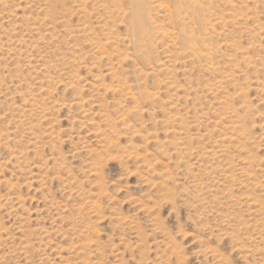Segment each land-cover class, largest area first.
Masks as SVG:
<instances>
[{
  "label": "rangeland",
  "instance_id": "1",
  "mask_svg": "<svg viewBox=\"0 0 264 264\" xmlns=\"http://www.w3.org/2000/svg\"><path fill=\"white\" fill-rule=\"evenodd\" d=\"M211 1L0 0V264H264V0Z\"/></svg>",
  "mask_w": 264,
  "mask_h": 264
},
{
  "label": "bare ground",
  "instance_id": "2",
  "mask_svg": "<svg viewBox=\"0 0 264 264\" xmlns=\"http://www.w3.org/2000/svg\"><path fill=\"white\" fill-rule=\"evenodd\" d=\"M116 3H114V5L116 6H114L116 9H118V10H116L117 12L116 13H118L119 14V9H120V7L119 6H121L120 5V3L122 2V4H123V1L124 0H120V3H119V0H114ZM165 1H168L169 3H171V5H172V7H173V9L175 10V13H174V15L178 18V20H181V21H183L182 22V24L183 23H185V20H189L190 19V17L189 16H191V18H192V20H195V18H199L200 20H201V0H165ZM208 1H210V0H208ZM212 1H214V0H212ZM212 1H211V3H212ZM127 2H128V4H129V7H130V12H129V15H128V18H130V22L129 23H131V29H132V33H135V34H138L137 36H139L140 37V39L143 41V46H145V48H146V45H145V40L143 39V38H145L147 35H148V28H146V24H145V22H147L145 19L143 20V18H145L146 17V15H145V11H146V9H145V0H127ZM215 2V1H214ZM206 3V2H205ZM209 3V2H208ZM229 3V2H228ZM227 4V3H226ZM203 5V4H202ZM147 6V5H146ZM107 7H110V6H107ZM123 7V6H122ZM121 7V10H120V12L121 11H123L124 9ZM169 7V8H168ZM168 7H167V9L169 10L170 9V6L168 5ZM171 7V8H172ZM112 8V7H111ZM204 8V7H203ZM123 9V10H122ZM173 9H171V11L173 10ZM115 10V9H114ZM124 13H125V11H123ZM149 12V11H148ZM122 13V12H121ZM112 14H113V12H112ZM111 13H110V15H112ZM127 14V13H126ZM123 16V15H122ZM175 16H173V17H175ZM187 16V17H186ZM113 17H114V15H113ZM118 17V16H117ZM170 17V16H169ZM173 17H172V19H173ZM125 19H126V17H124ZM125 19L123 20V21H125ZM175 20H176V18H175ZM174 20V21H175ZM191 20V19H190ZM181 21L179 22V23H181ZM126 22H127V20H126ZM176 22V21H175ZM178 22V21H177ZM194 22V21H193ZM197 22V21H196ZM173 23V22H172ZM195 23V22H194ZM124 24H126L125 22H124ZM129 25V24H128ZM181 25V24H180ZM188 25V24H187ZM206 25H208V24H206ZM147 26H148V24H147ZM184 26H186V25H184ZM205 26V25H204ZM178 27V26H177ZM183 27V26H182ZM207 27V26H206ZM181 28V27H180ZM204 28V27H203ZM129 30H130V28H129ZM182 33H183V35H181V37L185 40V41H188V42H190V46H187V47H191V48H195V44L197 43V41L199 40L196 36L197 35H195V30H193L191 27H185V28H182ZM209 32H211V30H209ZM109 34V33H108ZM128 34H129V32H128ZM135 34H134V41H136L137 39H135ZM150 34V33H149ZM130 35V34H129ZM146 35V36H145ZM151 35V34H150ZM164 35V34H163ZM145 36V37H144ZM148 37V36H147ZM131 38V37H130ZM209 38V37H208ZM109 39V38H108ZM122 39V38H121ZM203 40V39H202ZM148 41V40H147ZM207 41V40H206ZM130 42V41H129ZM187 42V43H188ZM138 43V42H137ZM140 43V42H139ZM209 43V42H208ZM149 44V43H148ZM189 44V43H188ZM203 44H204V40H203ZM151 45V44H150ZM210 45V44H209ZM152 46V45H151ZM205 46V45H204ZM139 47V46H138ZM141 47V46H140ZM198 48V47H197ZM212 48V47H211ZM210 48V49H211ZM188 49V48H187ZM205 49H207L206 47H205ZM217 49V48H216ZM138 50V49H137ZM149 50V49H148ZM154 50V49H153ZM199 50H200V47H199ZM201 50H202V48H201ZM144 51H146V50H144ZM192 51V50H191ZM204 51V48H203V50H202V52ZM212 52H213V49L211 50ZM210 51V52H211ZM138 52V51H137ZM141 52V51H140ZM151 52V51H150ZM156 52V51H155ZM190 52V51H189ZM194 52V51H193ZM201 52V51H200ZM199 52V55L201 56H203V53L201 54ZM205 53H206V50L204 51ZM210 52H208L207 51V53H209L210 54ZM145 53V52H144ZM143 53V51H142V54H144ZM190 53H192V52H190ZM207 53H206V55H207ZM122 54V53H121ZM125 54V53H124ZM153 54V53H152ZM193 54V53H192ZM212 54V53H211ZM210 54V55H211ZM216 54V53H215ZM214 54V55H215ZM194 55V54H193ZM219 55V54H218ZM144 56V55H143ZM209 55H207V57H208ZM212 57V56H211ZM126 58H128V57H126ZM146 58V57H145ZM206 58V57H205ZM197 59V58H196ZM202 59H203V57H202ZM213 59H215V58H212V60ZM201 60V59H200ZM207 60V59H206ZM210 61V59L208 60V62ZM215 61V60H214ZM203 62V61H202ZM212 63V62H211ZM210 63V64H211ZM214 65V64H213ZM212 65V66H213ZM208 66H209V63H208ZM207 66V67H208ZM211 66V65H210ZM211 66V67H212ZM216 66L217 65H215V66H213L214 68H216ZM212 67V68H213ZM213 68V69H214ZM216 70V69H215ZM206 71H208V70H206ZM211 71V70H210ZM213 72H214V70H213ZM212 73V72H211ZM257 80V79H256ZM260 81V80H259ZM264 87V86H263ZM131 88V87H130ZM210 90V89H209ZM131 91V90H130ZM133 91V90H132ZM131 93V92H130ZM129 95H131L132 96V94H129ZM136 98V97H135ZM135 104V103H134ZM240 107H242V106H240ZM244 120V119H243ZM242 120V121H243ZM237 123V122H236ZM236 123L234 124V125H236ZM240 125V124H239ZM238 128H240V127H238ZM244 129V128H243ZM241 130V129H240ZM243 133V132H242ZM144 136V135H143ZM238 138V137H237ZM238 139H240V138H238ZM216 154H218V152H215ZM215 153H213V156L215 155ZM246 172V171H245ZM247 175V174H246ZM227 176H228V174H227ZM232 176V175H231ZM231 176H230V178H231ZM248 178H251V177H248ZM217 197V196H216ZM247 200V199H246ZM250 200V199H249ZM248 201V200H247ZM251 203H253V202H251ZM251 205V204H250ZM85 252V251H84ZM84 256V255H83Z\"/></svg>",
  "mask_w": 264,
  "mask_h": 264
}]
</instances>
